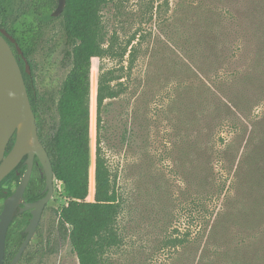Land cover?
<instances>
[{
    "label": "rangeland",
    "instance_id": "374dc122",
    "mask_svg": "<svg viewBox=\"0 0 264 264\" xmlns=\"http://www.w3.org/2000/svg\"><path fill=\"white\" fill-rule=\"evenodd\" d=\"M32 1L9 0L8 17L26 16ZM100 15L105 52L89 72L90 184L102 79L115 95L101 107L100 146L120 204L118 242L101 264L219 261L218 243L210 237L236 191L232 168L220 162L218 151L264 117V88L250 80L264 70L258 61V52L264 61V0H120L107 3ZM66 48L54 20L31 56L45 130L58 116V92L70 67ZM239 94L246 101L228 105ZM54 183L56 197L39 228L43 254L35 256L32 239L23 259L28 264H79L57 229L56 210L68 199L63 183L56 177ZM92 194L93 188L88 200Z\"/></svg>",
    "mask_w": 264,
    "mask_h": 264
},
{
    "label": "trees",
    "instance_id": "16d2710c",
    "mask_svg": "<svg viewBox=\"0 0 264 264\" xmlns=\"http://www.w3.org/2000/svg\"><path fill=\"white\" fill-rule=\"evenodd\" d=\"M114 1L120 0H65L62 12L52 16L57 0H33L26 16L22 14V17L9 18V0H0V27L5 28L15 40V43L8 42L22 70L31 107L37 117L38 134L50 156L54 175L62 181L68 199L67 204L56 210L57 229L61 236L69 239L79 264H101L106 249L118 242L114 225L119 212V195L112 184L99 136L103 101L113 97L115 92L102 79L97 83L95 94L93 199L88 200L92 134V82L89 72L95 59L105 52L101 8ZM54 20L59 21L65 35L67 48L64 56L70 67L58 92L57 119L45 130L31 56L43 29ZM15 44L28 62L29 73ZM208 45L214 54V44L212 47ZM258 56V61L264 65L260 52ZM250 80L264 88V70L260 77L255 80L250 77ZM245 101L244 95L239 94V97L230 99L228 105L240 106ZM221 111L222 108L217 114ZM253 125L254 129L248 135L238 131L236 141L218 151L220 162L228 161L226 169L232 168L230 177L236 193L231 196L228 205L231 208L223 212L210 237L214 244L218 243L219 261L208 264H264V117ZM212 139L213 136H210L209 140ZM12 144L11 138L5 154ZM205 171L207 174V167ZM12 174L14 171L3 181ZM228 223L231 227L224 230L226 226L228 228Z\"/></svg>",
    "mask_w": 264,
    "mask_h": 264
},
{
    "label": "water",
    "instance_id": "95a60500",
    "mask_svg": "<svg viewBox=\"0 0 264 264\" xmlns=\"http://www.w3.org/2000/svg\"><path fill=\"white\" fill-rule=\"evenodd\" d=\"M65 6V0H57L51 11L52 16H58ZM8 40L15 43L14 38L3 27H0V181L16 166L21 157L28 153V168L15 192L4 202L0 212V264H3L5 237L18 196L22 194L30 176L32 156L36 153L43 163L46 161V175L49 191L39 202L35 203L33 217L28 224V234L11 264H14L27 246L34 233L41 208L51 192L52 166L50 159L42 146L36 128L35 116L25 87L22 70L18 58L13 52ZM17 53L23 58L27 73L29 65L19 47L15 44ZM14 136L10 150L5 154L9 140ZM32 144L28 143L29 138Z\"/></svg>",
    "mask_w": 264,
    "mask_h": 264
},
{
    "label": "flooded vegetation",
    "instance_id": "af4514ba",
    "mask_svg": "<svg viewBox=\"0 0 264 264\" xmlns=\"http://www.w3.org/2000/svg\"><path fill=\"white\" fill-rule=\"evenodd\" d=\"M34 116H35V122H36L37 134H38L37 117L35 113H34ZM38 138L50 159V156L42 140L40 139L39 134H38ZM28 157H29V154L25 153L21 157L20 161L16 164V166L11 170V171H14V174L10 175L7 179L3 181V179L11 172L10 171L1 180L3 182L0 184V192H2V194L0 193V212L2 211L4 207L5 200L15 192L23 175L25 174L28 168ZM44 162L45 163H43L41 159L39 158V156L36 153H34V155L32 156L30 176L28 178V181L26 183V186L22 194L18 196L11 220L6 230L3 264H11L20 245L22 244V242L24 241V239L26 238L28 234L27 227L33 217V211L35 209L34 204L39 202L43 197H45V195L49 191L47 175H46V168L48 166L45 160ZM50 162H51V159H50ZM51 166H52V163H51ZM54 179H55V175H54L53 168H52L51 192L48 196V199L45 201V203L43 204L41 208L34 233L31 236L27 244L28 246L29 243L32 241V239H35V241L38 244L34 252L35 256L37 255L39 256L40 254H43L42 251H43V240L44 239L40 237L39 235V228H40L42 219L44 218L46 210H48V208L51 206V202H53V200L56 197L55 195L56 187H55ZM27 246L21 253L19 259L14 264H19V262H21L22 264H28V260H27L28 257L26 258V260H23L24 255L26 254Z\"/></svg>",
    "mask_w": 264,
    "mask_h": 264
},
{
    "label": "bare ground",
    "instance_id": "6f19581e",
    "mask_svg": "<svg viewBox=\"0 0 264 264\" xmlns=\"http://www.w3.org/2000/svg\"><path fill=\"white\" fill-rule=\"evenodd\" d=\"M28 143H29L30 145L32 144V139H31V137L29 138ZM90 190L92 191V184H91Z\"/></svg>",
    "mask_w": 264,
    "mask_h": 264
},
{
    "label": "built area",
    "instance_id": "2783aa9c",
    "mask_svg": "<svg viewBox=\"0 0 264 264\" xmlns=\"http://www.w3.org/2000/svg\"><path fill=\"white\" fill-rule=\"evenodd\" d=\"M59 182H60V183H62V181H61V180H59Z\"/></svg>",
    "mask_w": 264,
    "mask_h": 264
}]
</instances>
